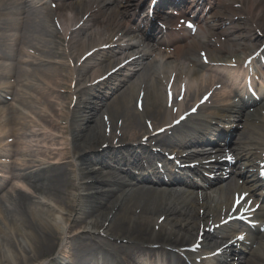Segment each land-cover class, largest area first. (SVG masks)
<instances>
[{
	"label": "bare ground",
	"instance_id": "obj_1",
	"mask_svg": "<svg viewBox=\"0 0 264 264\" xmlns=\"http://www.w3.org/2000/svg\"><path fill=\"white\" fill-rule=\"evenodd\" d=\"M43 1L0 0V28L8 22H12L8 30L15 26L14 32L0 34V56L7 60L0 63V104L15 84L18 87L13 92L17 105H0V150L6 159L15 155L6 162L7 175L0 189L17 179L0 194V264H135L132 257L155 253L166 258L158 264H184L181 249L198 243L203 231L200 248L183 250L195 261L217 243L209 238L224 239L230 233L219 236L228 225L214 232L205 228L223 218L235 192H250L248 170L259 168L263 161L264 86L257 87L261 100L253 114H241L244 120L253 119L252 126L245 124L247 138L221 149L235 156V164L224 166L236 169L243 184L236 182L235 175L222 176L218 184L226 186L217 190L175 195L135 183L126 171L128 162L135 164L142 139L150 140L155 129L180 118L190 99L200 95L196 90L209 88L215 76L201 74L194 41L176 45L172 52L158 49L144 66L137 64L138 59L122 66L126 57L109 58V51L122 44L121 38L135 31L128 22L139 0H69L51 10L34 7L45 6ZM216 2V17H223L220 26L225 17L226 21L243 17L244 24H233L232 29H242L234 37L240 39L246 32L252 38L250 45L242 38L223 53H210L211 60L225 64L215 69L227 72L229 80L221 81L220 102L206 109L200 134L194 136L197 131L190 126L178 136L182 145L216 126L235 122L233 115L242 113L244 105L239 103L248 92L237 85L242 67L227 65L234 58L242 59V50L264 43V0ZM232 3H239L240 9L230 7ZM222 7L231 13L224 14ZM226 33L220 27L210 36L217 39ZM136 40L139 45L147 43L143 38ZM18 42L24 47L9 62ZM99 62L102 69L91 72ZM30 63L42 68L25 69ZM173 137L172 132L168 138ZM129 153L130 158L123 156ZM250 197L256 195L250 193ZM261 250L264 253V244ZM250 263L264 264V257L259 254Z\"/></svg>",
	"mask_w": 264,
	"mask_h": 264
},
{
	"label": "rangeland",
	"instance_id": "obj_2",
	"mask_svg": "<svg viewBox=\"0 0 264 264\" xmlns=\"http://www.w3.org/2000/svg\"><path fill=\"white\" fill-rule=\"evenodd\" d=\"M100 100L102 99V98H99ZM9 103H7V105H8ZM100 149H98L97 151H99ZM32 183V182H31ZM39 185H41V186H44L45 187V183H44V181H39V183H38Z\"/></svg>",
	"mask_w": 264,
	"mask_h": 264
},
{
	"label": "snow or ice",
	"instance_id": "obj_3",
	"mask_svg": "<svg viewBox=\"0 0 264 264\" xmlns=\"http://www.w3.org/2000/svg\"><path fill=\"white\" fill-rule=\"evenodd\" d=\"M229 159H231V158L229 157Z\"/></svg>",
	"mask_w": 264,
	"mask_h": 264
}]
</instances>
